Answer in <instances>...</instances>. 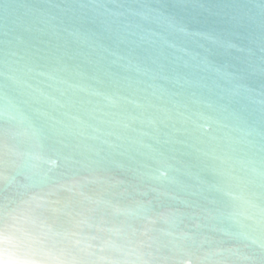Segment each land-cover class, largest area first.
Returning <instances> with one entry per match:
<instances>
[{
    "label": "water",
    "instance_id": "95a60500",
    "mask_svg": "<svg viewBox=\"0 0 264 264\" xmlns=\"http://www.w3.org/2000/svg\"><path fill=\"white\" fill-rule=\"evenodd\" d=\"M144 4L163 5L185 22L189 35L140 23L158 33L161 45L174 42L206 58V71L218 69L223 76L215 79L232 93L229 107L241 119L230 116V127H214L197 140L174 145L168 162L179 170L170 173L179 183L155 184L157 191L140 197L145 185L138 145L102 143L114 139L106 135L108 126L68 106L67 97L55 90L64 86L39 72L84 66L91 74L101 57L127 55V45L116 36L124 18L113 13ZM50 117L84 133L77 162L52 170L33 158L41 125L51 123ZM211 186L264 193V0H0V211L26 196L59 223L76 213L98 222L102 202L112 201L132 208L136 216L109 211L107 224L150 228L152 235L187 225L185 230L202 237L206 248L222 251L225 264H264V230L249 232L245 239L210 218L229 203L221 193L210 194ZM138 200L142 207L134 203ZM197 223L201 226L192 227Z\"/></svg>",
    "mask_w": 264,
    "mask_h": 264
},
{
    "label": "clouds",
    "instance_id": "9594fccd",
    "mask_svg": "<svg viewBox=\"0 0 264 264\" xmlns=\"http://www.w3.org/2000/svg\"><path fill=\"white\" fill-rule=\"evenodd\" d=\"M113 15L124 18L117 25L116 36L127 45V55L111 60L101 57L91 74L77 66L40 71L39 75L64 86L55 90L67 97L68 106H78L85 116L108 126L106 135L114 139L102 143L111 148L125 142L138 145L143 157L140 177L145 185L138 195L147 197L157 191L155 184L179 183L170 176L179 170L168 162L174 145L197 140L214 127H230L226 123L230 116L241 117L229 107L230 90L215 79L223 76L218 69L206 71V58L187 48L178 49L174 42L161 45L158 33L140 23L189 35L184 21L163 5L144 4ZM177 51L182 55L177 56ZM239 87L233 85V89ZM46 98L61 104L55 97ZM75 119L78 125L84 124L79 117ZM50 120L41 125L33 146L37 151L29 155L49 170L61 163H76L74 155L83 131L56 117ZM208 192L221 193L229 201L214 216L209 214L210 218L237 229L245 239H250L249 232L264 230V193H237L219 186L209 187ZM102 203L98 222L76 213L66 223L33 207L30 197L5 205L0 211V264H225L222 251L206 248L202 237L185 230L187 225L176 231L160 229L152 235L150 228L138 231L129 223L107 224L104 214L109 211L125 217L136 214L119 203ZM134 203L143 206L142 201ZM143 219L154 222L151 217Z\"/></svg>",
    "mask_w": 264,
    "mask_h": 264
}]
</instances>
